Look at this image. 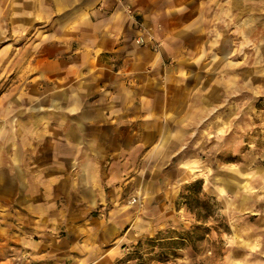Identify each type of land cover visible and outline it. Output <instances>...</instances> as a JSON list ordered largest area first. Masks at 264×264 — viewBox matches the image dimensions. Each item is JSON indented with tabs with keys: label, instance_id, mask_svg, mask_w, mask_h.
<instances>
[{
	"label": "crops",
	"instance_id": "0c3cea01",
	"mask_svg": "<svg viewBox=\"0 0 264 264\" xmlns=\"http://www.w3.org/2000/svg\"><path fill=\"white\" fill-rule=\"evenodd\" d=\"M255 70L264 0H0L7 263L115 264L173 228Z\"/></svg>",
	"mask_w": 264,
	"mask_h": 264
},
{
	"label": "rangeland",
	"instance_id": "374dc122",
	"mask_svg": "<svg viewBox=\"0 0 264 264\" xmlns=\"http://www.w3.org/2000/svg\"><path fill=\"white\" fill-rule=\"evenodd\" d=\"M253 65H257L254 60ZM263 76V77H262ZM255 70L252 88H232V124L223 122L216 152H201L176 202L183 217L129 249L115 264H264V75ZM223 95V115L229 110ZM202 180L210 215L194 203H183L184 185ZM199 198L205 199L203 195ZM202 210V211H200ZM15 227L20 228L19 223ZM196 227L192 238L180 237ZM16 231V228H14ZM0 236V264L17 258ZM168 243V244H167ZM12 246V244H11ZM12 250V251H10ZM164 254V255H163Z\"/></svg>",
	"mask_w": 264,
	"mask_h": 264
},
{
	"label": "trees",
	"instance_id": "16d2710c",
	"mask_svg": "<svg viewBox=\"0 0 264 264\" xmlns=\"http://www.w3.org/2000/svg\"><path fill=\"white\" fill-rule=\"evenodd\" d=\"M202 185L203 182L202 180H195L194 182L190 183V184H186L183 186L182 191H181V196L184 199V205L192 210L193 208V204L195 203L197 205L198 208L202 209L203 211H205V215H201L200 212H198L197 215V219L198 220H204L205 216L210 215V208L211 206L209 205L208 201H207V197L205 194H202ZM203 195V197H205V199H200L199 195ZM178 205V203H177ZM200 210V211H202ZM201 229L200 227H196L193 230L187 232V237H180V241L181 244L183 245V242L186 241L187 239H191L193 234H194V230H198ZM168 244V243H167ZM164 255V254H163Z\"/></svg>",
	"mask_w": 264,
	"mask_h": 264
},
{
	"label": "built area",
	"instance_id": "2783aa9c",
	"mask_svg": "<svg viewBox=\"0 0 264 264\" xmlns=\"http://www.w3.org/2000/svg\"><path fill=\"white\" fill-rule=\"evenodd\" d=\"M137 42L139 43V41L137 40ZM135 201H136V199L135 198H133V199H131V203H135Z\"/></svg>",
	"mask_w": 264,
	"mask_h": 264
}]
</instances>
